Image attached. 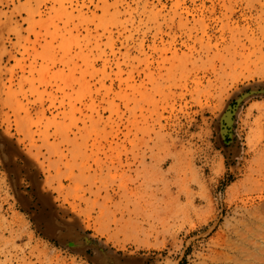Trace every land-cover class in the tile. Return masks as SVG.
I'll return each instance as SVG.
<instances>
[{
  "label": "rangeland",
  "instance_id": "1",
  "mask_svg": "<svg viewBox=\"0 0 264 264\" xmlns=\"http://www.w3.org/2000/svg\"><path fill=\"white\" fill-rule=\"evenodd\" d=\"M261 257L264 0H0V264Z\"/></svg>",
  "mask_w": 264,
  "mask_h": 264
},
{
  "label": "bare ground",
  "instance_id": "2",
  "mask_svg": "<svg viewBox=\"0 0 264 264\" xmlns=\"http://www.w3.org/2000/svg\"><path fill=\"white\" fill-rule=\"evenodd\" d=\"M227 112H229V111H227ZM226 112V113H227ZM225 113V114H226ZM225 116V115H224ZM230 116H231V114H230ZM230 119V118H229ZM233 121V120H232ZM228 122V121H227ZM229 124V123H228ZM224 131V130H223ZM225 133V132H224ZM230 134V133H229ZM55 227V226H54ZM68 230V229H67ZM62 230H59V232H61ZM73 230H71V232H72ZM61 236V235H60ZM63 236V235H62ZM70 236V235H69ZM58 237H59V235H58ZM71 237V236H70ZM60 238V237H59ZM75 239V238H74ZM63 240V239H62ZM242 256L243 255H241V258H242ZM263 256V255H262ZM237 257V256H236ZM258 257V256H257ZM229 258H231V257H229ZM239 259V258H238ZM256 259V261L254 260V263H251V262H249L250 264H256V263H258V264H261V263H263L264 264V257H261V258H255ZM237 261H239V260H236V262ZM231 262V261H230ZM241 263H242V260H241ZM243 263H245V262H243ZM233 264H234V262H233Z\"/></svg>",
  "mask_w": 264,
  "mask_h": 264
}]
</instances>
